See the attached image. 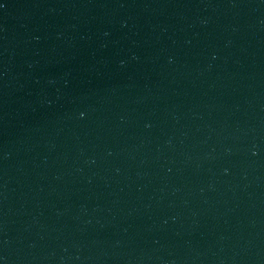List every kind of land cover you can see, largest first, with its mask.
<instances>
[{
  "label": "water",
  "instance_id": "obj_1",
  "mask_svg": "<svg viewBox=\"0 0 264 264\" xmlns=\"http://www.w3.org/2000/svg\"><path fill=\"white\" fill-rule=\"evenodd\" d=\"M0 264H264V0H0Z\"/></svg>",
  "mask_w": 264,
  "mask_h": 264
}]
</instances>
